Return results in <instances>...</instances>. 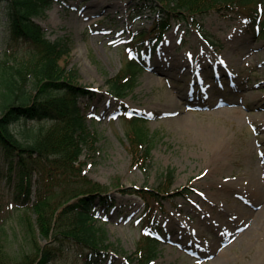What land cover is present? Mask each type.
Masks as SVG:
<instances>
[{"label": "rangeland", "instance_id": "rangeland-1", "mask_svg": "<svg viewBox=\"0 0 264 264\" xmlns=\"http://www.w3.org/2000/svg\"><path fill=\"white\" fill-rule=\"evenodd\" d=\"M103 2L114 4L110 13L103 12ZM146 3L149 1L57 0L46 17L36 18L48 38L68 42L70 52L62 64L76 71L77 83L92 91L80 100L87 131L96 137V142L91 139L90 147H85L84 170L106 186L103 195L112 198L109 209L101 203L95 207L96 224L112 243L99 258L100 264H137L125 252L134 253L148 231L144 218L147 202L133 189L156 187L167 168L176 171L170 192L163 195L157 210L155 264H264V212L258 213L264 208V37L235 13L212 12L200 20L201 30L175 22L154 55L141 59L137 86L118 98L106 80L129 61L132 35L139 28L150 27L157 16V10H143ZM3 10L0 6V62L8 58L14 64L23 57L25 47L3 42L10 33L3 25ZM76 17L83 23L77 24ZM220 57L226 61L220 62ZM158 63L166 71L151 84L148 76ZM172 96L190 127L163 114ZM218 103L220 115L212 106ZM237 107L256 113L257 118L237 121ZM134 115L145 119L143 125L155 138L151 158L145 163L143 155L135 157L129 137V121ZM25 125L37 127L40 123L20 121L14 127L20 132ZM207 125L225 129L222 144L226 150L213 161L202 135ZM5 170L7 175L0 181V222L6 228L2 241L7 255L19 260L33 245L20 222L26 211L18 200L17 173L13 170L9 180L7 167ZM33 179L32 201L37 187V178ZM252 209L255 212L249 213ZM31 215L35 217L32 211ZM248 227L252 231L243 234ZM201 249L214 254L209 256ZM64 260L57 263L71 264L74 252Z\"/></svg>", "mask_w": 264, "mask_h": 264}, {"label": "trees", "instance_id": "trees-1", "mask_svg": "<svg viewBox=\"0 0 264 264\" xmlns=\"http://www.w3.org/2000/svg\"><path fill=\"white\" fill-rule=\"evenodd\" d=\"M55 1L0 0L6 16L3 24L10 31L3 42L25 47L20 61L11 64L6 58L0 62V181L7 175L6 167L9 180L11 172L16 171L18 200L26 211L20 215V222L33 245L31 252L13 260L5 250L2 235L6 228L0 222V264H59L57 261L72 252L75 260L71 264H100L99 258L112 245L95 217L96 205L101 203L108 209L112 198L104 196L107 187L84 170L85 147H90L91 139L96 142V137L87 131L80 100L92 91L78 84L76 71L62 64L70 52L68 42L51 40L36 21L46 17ZM147 1L143 10H157V16L150 27L134 33L129 44L136 54L118 74L106 80L117 97L129 95L137 86L143 53L152 55L175 22L202 29L200 20L212 12L235 13L253 27L259 26L258 32L264 37V0H151L155 6ZM20 121L40 125H25L18 132L14 126ZM129 122L135 157L143 155L145 163L151 158L155 138L143 125V118L134 116ZM175 171H163L154 188L133 189L147 202L144 218L154 231L159 227L156 215L161 198L170 192ZM34 177L37 187L32 201ZM157 245V238L147 233L134 253L125 252L126 257L132 263L154 264Z\"/></svg>", "mask_w": 264, "mask_h": 264}, {"label": "bare ground", "instance_id": "bare-ground-1", "mask_svg": "<svg viewBox=\"0 0 264 264\" xmlns=\"http://www.w3.org/2000/svg\"><path fill=\"white\" fill-rule=\"evenodd\" d=\"M104 4V5H103ZM100 5H103L105 7V9L103 10L104 13H110L109 10L111 7H113V3H108V2H103L101 3ZM100 5L98 7H100ZM92 4L89 5V7H91ZM102 6V7H103ZM102 7H100L102 9ZM101 9L97 8L96 11H100ZM88 12H85V15H87ZM95 14V13H94ZM75 19V22L77 24L79 23H83L79 17H76L74 18ZM91 24V23H90ZM220 62L221 61H226L225 58L223 57H220L219 58ZM166 69L164 68V65L158 63L156 65H154L152 67V75L149 73V81L151 84H153V81L154 79H157L158 78V74L159 73H163L165 72ZM255 96V95H254ZM214 109L218 110L217 112H215L216 114H222V110L220 108V103L216 104V105H212ZM245 108L246 109H250L251 107H247L246 104H244ZM166 109L164 110L165 112H163V114H169L170 115V119L172 121H176L178 122V124L180 126H187V124L189 125V127L191 126L190 124V121L187 120V118H185L179 111L178 109V102L177 100L174 99V97L172 96L168 102H166ZM236 111H237V115L235 116V119L237 121H242L243 119H255L257 118V114L256 113H251L249 114L245 109H242L240 107H237L236 108ZM160 114V113H158ZM202 135L204 137V139L207 141L208 145H209V151H210V154H209V160L210 161H213V157L214 159L216 158L215 156L219 155L218 153H223L226 148L225 146L222 144V142L224 141V135H225V129L223 127H218V126H213V125H207V126H204L202 128ZM234 191L235 192H240L241 191L239 189H236L234 188ZM253 195H255L257 197V190L255 189L253 191ZM239 207V205H238ZM255 211L252 209L249 213H254ZM264 212V208H262V210H260V212L258 213H263ZM234 217L235 218H239L238 215H235L234 214ZM252 231V228L250 229L249 227L243 231V234H246V233H249ZM170 238H171V235H170ZM203 249V248H202ZM201 249V250H202ZM207 251V250H206ZM202 252L204 253H208L209 256H213L214 253H212L211 250H208L207 252H205L204 250H202Z\"/></svg>", "mask_w": 264, "mask_h": 264}]
</instances>
